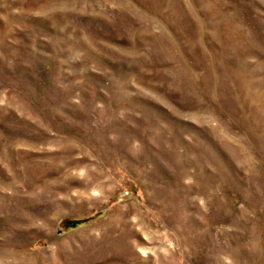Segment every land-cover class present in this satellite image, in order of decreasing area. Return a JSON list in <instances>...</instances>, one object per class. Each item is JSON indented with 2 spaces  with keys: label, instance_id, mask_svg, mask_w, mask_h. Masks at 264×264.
<instances>
[{
  "label": "rangeland",
  "instance_id": "rangeland-1",
  "mask_svg": "<svg viewBox=\"0 0 264 264\" xmlns=\"http://www.w3.org/2000/svg\"><path fill=\"white\" fill-rule=\"evenodd\" d=\"M0 264H264V0H0Z\"/></svg>",
  "mask_w": 264,
  "mask_h": 264
}]
</instances>
